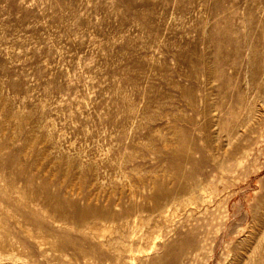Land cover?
I'll return each instance as SVG.
<instances>
[{
  "label": "rangeland",
  "instance_id": "374dc122",
  "mask_svg": "<svg viewBox=\"0 0 264 264\" xmlns=\"http://www.w3.org/2000/svg\"><path fill=\"white\" fill-rule=\"evenodd\" d=\"M0 264H264V0H0Z\"/></svg>",
  "mask_w": 264,
  "mask_h": 264
},
{
  "label": "bare ground",
  "instance_id": "6f19581e",
  "mask_svg": "<svg viewBox=\"0 0 264 264\" xmlns=\"http://www.w3.org/2000/svg\"><path fill=\"white\" fill-rule=\"evenodd\" d=\"M41 190H43V188H41ZM49 195V194H48ZM53 197L54 198H58L59 197V195H57V194H53ZM65 199H64V201L68 204V196L67 197H64ZM88 200V199H87ZM60 201V200H59ZM107 201H108V203L109 204H111V202H112V200L111 199H107ZM60 203L61 204H63L64 202H62V200L60 201ZM74 203V202H73ZM95 210V207H93V206H90V204L89 203H87V206H86V208H84V209H82L81 211H80V213L81 214H85V213H87L88 211H94ZM51 212H58V207H53V208H51V210H50Z\"/></svg>",
  "mask_w": 264,
  "mask_h": 264
}]
</instances>
